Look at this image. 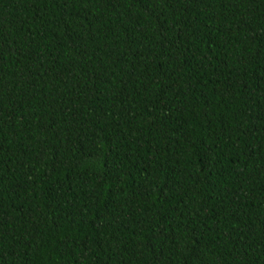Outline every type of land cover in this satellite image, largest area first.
<instances>
[{
  "label": "trees",
  "instance_id": "obj_1",
  "mask_svg": "<svg viewBox=\"0 0 264 264\" xmlns=\"http://www.w3.org/2000/svg\"><path fill=\"white\" fill-rule=\"evenodd\" d=\"M0 264H264V0H0Z\"/></svg>",
  "mask_w": 264,
  "mask_h": 264
}]
</instances>
